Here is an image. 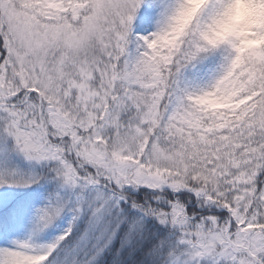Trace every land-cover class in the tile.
Listing matches in <instances>:
<instances>
[{"label": "snow or ice", "instance_id": "1", "mask_svg": "<svg viewBox=\"0 0 264 264\" xmlns=\"http://www.w3.org/2000/svg\"><path fill=\"white\" fill-rule=\"evenodd\" d=\"M223 6L210 0L177 32L191 0H0V145L62 186L97 189L38 209L33 237L66 210L72 222L50 244L0 247V264H53L66 247L91 257L124 224L122 244L134 241L144 216L178 233L175 264H264V51L207 40ZM225 93L224 109L201 103Z\"/></svg>", "mask_w": 264, "mask_h": 264}, {"label": "rangeland", "instance_id": "2", "mask_svg": "<svg viewBox=\"0 0 264 264\" xmlns=\"http://www.w3.org/2000/svg\"><path fill=\"white\" fill-rule=\"evenodd\" d=\"M200 74L205 73L201 70ZM189 75L191 77V74ZM208 79L202 81L207 82ZM5 174H16L23 179L35 177L38 182L33 183L30 187H17L14 184L0 187V213L6 210L8 212V214H4L7 216L3 219L1 218L4 215H0V247L12 246L17 241L29 238H34L41 244H50L56 241L72 222L71 210H66L54 224L33 237L38 209L46 206L57 196L68 200H75L79 197L92 202L97 194L95 188L73 189L62 186L59 181L52 178L47 165L27 160L14 150L10 142L0 145V176ZM88 223V215L81 216L74 225V235L78 237L88 226ZM59 251L57 250V252ZM55 257L60 256L56 254ZM176 258L171 264H175ZM75 259L71 260V264ZM79 259L86 260L85 256ZM58 260L55 258V261Z\"/></svg>", "mask_w": 264, "mask_h": 264}, {"label": "trees", "instance_id": "3", "mask_svg": "<svg viewBox=\"0 0 264 264\" xmlns=\"http://www.w3.org/2000/svg\"><path fill=\"white\" fill-rule=\"evenodd\" d=\"M156 17L153 18L152 28H155ZM139 22V17H138ZM202 71L209 73L215 71V65L203 66ZM206 75V74H205ZM201 76L204 79L206 76ZM210 75V74H209ZM141 190L135 192L134 195L138 199H145L144 192ZM8 214V212H6ZM125 214L129 219L139 217L140 213L134 209L125 208ZM7 216V215H5ZM128 231V225L124 224L116 238L112 240L111 244L106 246L102 251L89 257L83 252H77L75 249H59L60 257L58 261L63 264H71L74 258L84 257L91 258L92 264H171L174 260V253L177 251L178 233L170 226L160 224L158 220L151 216H144L141 220V232L137 235L136 239L131 243H124V234ZM150 249L158 250L156 254H150ZM57 264V261H53Z\"/></svg>", "mask_w": 264, "mask_h": 264}, {"label": "clouds", "instance_id": "4", "mask_svg": "<svg viewBox=\"0 0 264 264\" xmlns=\"http://www.w3.org/2000/svg\"><path fill=\"white\" fill-rule=\"evenodd\" d=\"M192 8L184 12L177 22V32L188 27L194 13L210 0H191ZM211 43L235 42L242 56L264 51V0H224L207 31ZM205 108L221 110L229 106V94L211 95L201 102Z\"/></svg>", "mask_w": 264, "mask_h": 264}]
</instances>
